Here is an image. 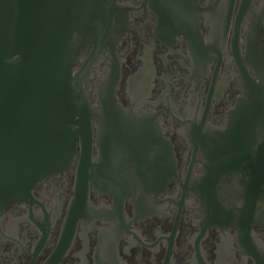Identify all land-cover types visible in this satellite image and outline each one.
Instances as JSON below:
<instances>
[{
  "label": "flooded vegetation",
  "instance_id": "af4514ba",
  "mask_svg": "<svg viewBox=\"0 0 264 264\" xmlns=\"http://www.w3.org/2000/svg\"><path fill=\"white\" fill-rule=\"evenodd\" d=\"M108 12L110 51L90 81L120 64L129 128L94 126L93 170L78 169V148L70 169L0 204V264H264V224L210 200L203 170L236 103L261 93L264 0H111ZM151 133L172 143L165 186L142 145Z\"/></svg>",
  "mask_w": 264,
  "mask_h": 264
},
{
  "label": "water",
  "instance_id": "95a60500",
  "mask_svg": "<svg viewBox=\"0 0 264 264\" xmlns=\"http://www.w3.org/2000/svg\"><path fill=\"white\" fill-rule=\"evenodd\" d=\"M109 4L0 0V204L22 196L48 172L70 169L78 148V169L93 170L94 126L109 130L110 138L116 129L128 130L126 116L132 114L117 94L120 64L110 59L100 83L90 81L110 51L115 18L108 14ZM260 90L236 103L217 135L218 148L214 143L203 164L213 181L210 200L219 206L237 203L234 216L252 224H264V78ZM93 105L101 108L92 111ZM98 113L107 124L98 122ZM151 135L142 145L151 159L155 154L157 160L150 162L158 164L165 186L176 173L172 143Z\"/></svg>",
  "mask_w": 264,
  "mask_h": 264
}]
</instances>
